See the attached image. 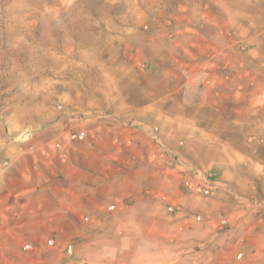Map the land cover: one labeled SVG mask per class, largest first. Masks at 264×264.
<instances>
[{"label":"crops","instance_id":"0c3cea01","mask_svg":"<svg viewBox=\"0 0 264 264\" xmlns=\"http://www.w3.org/2000/svg\"><path fill=\"white\" fill-rule=\"evenodd\" d=\"M223 25L144 39L91 112L0 158V264H264V102Z\"/></svg>","mask_w":264,"mask_h":264},{"label":"rangeland","instance_id":"374dc122","mask_svg":"<svg viewBox=\"0 0 264 264\" xmlns=\"http://www.w3.org/2000/svg\"><path fill=\"white\" fill-rule=\"evenodd\" d=\"M219 17L228 53L255 70L264 102V0H0V158L91 112L82 96L90 101L100 75L143 69L144 39L187 23L217 27Z\"/></svg>","mask_w":264,"mask_h":264},{"label":"built area","instance_id":"2783aa9c","mask_svg":"<svg viewBox=\"0 0 264 264\" xmlns=\"http://www.w3.org/2000/svg\"><path fill=\"white\" fill-rule=\"evenodd\" d=\"M86 139H87V136L83 132H72L70 134V140L72 142L83 143L86 141ZM200 176L201 178H203V183L199 186H194L193 189L199 194H202L204 196H207V197L214 196L218 188L220 187V183L217 180L213 179V177H211L209 174H206V175L200 174ZM113 208L114 207H111L110 210H113ZM169 211H173V209L170 208ZM221 224L225 226L227 224L226 220H222ZM49 244L51 245L52 242H50ZM29 250H30V246L28 245L24 247L23 249V251H29ZM73 252H74V243L70 244L67 247L68 254H73ZM237 258L241 260L243 258V255L239 254Z\"/></svg>","mask_w":264,"mask_h":264}]
</instances>
